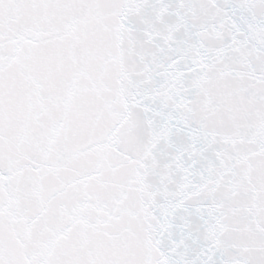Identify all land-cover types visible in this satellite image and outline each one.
Returning a JSON list of instances; mask_svg holds the SVG:
<instances>
[{
    "label": "snow or ice",
    "instance_id": "1",
    "mask_svg": "<svg viewBox=\"0 0 264 264\" xmlns=\"http://www.w3.org/2000/svg\"><path fill=\"white\" fill-rule=\"evenodd\" d=\"M0 264H264V0H0Z\"/></svg>",
    "mask_w": 264,
    "mask_h": 264
}]
</instances>
